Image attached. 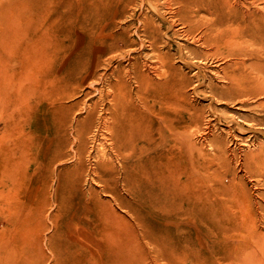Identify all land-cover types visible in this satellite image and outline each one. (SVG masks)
<instances>
[{
    "label": "rangeland",
    "instance_id": "obj_1",
    "mask_svg": "<svg viewBox=\"0 0 264 264\" xmlns=\"http://www.w3.org/2000/svg\"><path fill=\"white\" fill-rule=\"evenodd\" d=\"M153 1L115 2L109 12L101 14L95 22V19L87 17L82 11L86 6L97 4L99 0H65L63 21H58L55 12L50 21L57 32L62 25L64 50L61 58L54 54L49 62L50 101L44 100L40 104L37 103L32 79L35 77V67L30 60L21 62L18 58L19 47L24 52V46L32 45L30 39L36 32L39 33L35 14L37 5L32 4L31 0H5V4H0V25L3 24L0 26L1 258H12L9 260L13 264H251L247 258L245 261L222 258L225 252L213 251L210 233L190 218L189 205L184 201L187 190L180 191L174 204L148 213L145 203L139 197L123 192L124 206H119L100 186L76 173L77 161L73 156L74 147L71 142L73 126L79 114L81 118L85 111L78 107L71 108V105L75 102L83 103L88 98L89 103L97 98V93L85 84L82 90H75L73 97L65 95L66 98L61 100L62 93H68L70 87H60L59 77L65 71L74 70L82 56L91 60L96 53H101L102 47L110 40V33L120 31L121 28H125L130 35L129 44L124 46L125 51L131 52L135 47L133 49L137 50L132 52L133 55L149 56L150 49L141 54L138 49L142 38L139 20L148 18L155 28L161 52L171 56L180 68L181 115L183 118L188 117L184 109L188 107L191 114L200 121L202 130H205L207 121L213 116L210 138L218 137L224 148H229V154L223 155V160H212L211 171L224 175L225 185L241 191L247 190L253 201L261 200L259 193L264 192V168L240 166L236 164V156L250 150L256 151L260 145L264 147V94L253 96L252 105L248 106H240L238 102L216 96L217 89L224 87L219 78L223 64L213 54L207 57L204 55L214 50L198 48L193 53L184 47L182 44L188 43L182 26L184 24L179 21L170 26L159 15L163 13L167 20L170 19L165 0ZM154 4L158 13L153 8ZM55 5L56 2L51 7ZM93 9L95 11V7ZM83 19H90V23L86 22L85 26ZM92 20L95 22L93 27ZM115 23L118 25L115 26ZM41 27V30L46 29L44 24ZM47 35L52 39L55 37L54 31L49 30ZM130 41L136 42V45ZM188 46L194 47L192 44ZM257 46L260 47V44ZM114 54L105 53L102 58L113 55V67L119 62L122 65L128 63L127 55L119 58L114 57ZM99 71H102L101 66ZM255 74L256 78L264 81V66ZM89 91L90 94L85 95ZM61 102L64 108L59 109L57 106ZM46 106H50L49 113L45 112ZM70 118L71 126L66 122ZM190 125L189 129H193L194 123ZM248 126L259 131L250 132L246 130ZM193 131L197 133L192 137L195 146H204L207 150L208 146L198 141L200 132L195 128ZM187 164V159L181 157V170ZM185 179L186 175H182L180 181ZM174 215L178 216L175 218ZM223 241L227 242L226 245L232 242L230 238ZM217 245L223 247L219 243Z\"/></svg>",
    "mask_w": 264,
    "mask_h": 264
},
{
    "label": "bare ground",
    "instance_id": "obj_2",
    "mask_svg": "<svg viewBox=\"0 0 264 264\" xmlns=\"http://www.w3.org/2000/svg\"><path fill=\"white\" fill-rule=\"evenodd\" d=\"M120 1L99 0L91 7L86 6L82 12L96 22L101 14L109 12L113 3L119 4ZM31 2L37 5L35 14H37L36 23L39 33L36 32L30 39L32 45L24 46V52L21 46L19 47L18 58L21 62L30 60L35 67V77L29 78L34 79V92L37 103L40 104L44 100H49L51 82L49 62L54 54L57 58H61L64 50L62 25L57 32L52 28L50 21L54 17L53 12L56 13L58 21H63L66 2L65 0H31ZM55 2L56 5L51 7ZM164 2L170 19L167 20L163 13H159L160 18L169 22L170 26L179 21L184 24L182 26L188 43L182 45L193 53L198 48L214 50L213 53L206 52L204 55L207 57L213 54L214 58L223 64L219 78L223 81L224 87L217 89L216 96L223 100L238 102L240 106H248L252 105L253 96L259 97L264 94V81L256 78L255 74L262 65L264 66V0H165ZM2 3L5 4V0H0V4ZM38 6H40L39 10ZM153 8L158 13L155 4ZM93 20L91 27L95 23ZM83 21L85 26L90 23V19ZM139 21L142 26L140 34L142 38L138 43V49L141 51L140 54L150 49L149 56L133 55L132 52L137 50L133 49L135 47L131 52L125 51L124 46L129 44L130 35L125 28L120 29V26H117L120 31L110 33V40L102 47L101 53H96L91 60L85 55L82 56L78 59L74 70L65 71L59 77L60 87H70L68 93H62L61 100L66 98L65 95L72 96L77 90H82L85 84L91 86L97 93V98L89 103V98L83 103L75 101L74 104L71 103V108L78 107L85 111L83 117L80 118L79 114L73 126L71 142L74 147L73 156L77 161L76 173L79 176H86L91 183L100 186L119 206H124L123 192L139 197L145 203L148 213L161 210L170 203L174 204L180 191L187 190L184 201L189 205L190 218L196 225L204 226L210 233L213 251L225 252L222 258L229 257L237 261L247 258L251 264H264V192L259 193L260 201H253L247 190L241 191L225 185L224 175L215 173V170L211 171L212 160L215 158L223 160V155L229 154V148H224L222 140L218 137H213L216 144L210 138L213 116L207 121V126L204 125L205 130L201 129L200 121L191 114L188 107H184L188 117L183 118L179 111L180 68L175 65L171 56L161 52L150 19L143 18ZM43 24L46 29L41 30ZM49 30L54 31V39L47 35ZM136 31L139 34V31ZM134 44L136 45V42ZM258 44L260 47L257 46ZM111 52H115L114 57L119 58L127 55L128 63L122 65L119 62L113 67V55L106 59L102 58L103 54ZM100 66L102 71H99ZM89 94L90 91L85 93V95ZM63 105L61 102L57 108H64ZM49 110L50 106H46L45 112L49 113ZM71 121V118L66 121L67 125L71 126ZM192 123L196 131L200 132L198 141H201V145H207V150L204 146H195L196 142L192 140L195 134L194 128L189 129ZM246 130L259 131L253 126H248ZM181 157L188 161L184 170L180 167ZM236 158V164L240 166L264 168V147L260 145L258 150L244 152ZM182 175H186V179L181 182ZM251 202L253 204H249ZM129 206L131 207L130 204ZM176 216L178 215H174L175 218ZM225 238L232 240L230 245H226L227 242L223 241ZM218 243L223 247H219ZM9 259L12 258L0 257V264H13Z\"/></svg>",
    "mask_w": 264,
    "mask_h": 264
}]
</instances>
